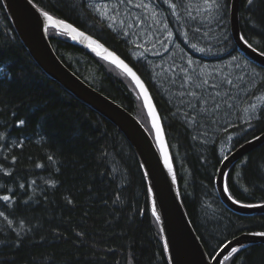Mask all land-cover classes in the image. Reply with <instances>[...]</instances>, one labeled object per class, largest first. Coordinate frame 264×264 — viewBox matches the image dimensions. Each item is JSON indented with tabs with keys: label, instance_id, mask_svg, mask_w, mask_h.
<instances>
[{
	"label": "trees",
	"instance_id": "obj_1",
	"mask_svg": "<svg viewBox=\"0 0 264 264\" xmlns=\"http://www.w3.org/2000/svg\"><path fill=\"white\" fill-rule=\"evenodd\" d=\"M30 1L112 50L143 80L162 122L183 208L209 257L235 236L264 232V214L233 213L217 197L218 144L225 142L228 130L215 134L212 126L207 142H198L187 123L194 115L181 119L156 91L146 62L132 55V44L99 17L90 1ZM220 2L221 31L227 40L214 45L215 55H237L247 61L259 75L251 84L256 92H264V66L237 50L229 31L230 0ZM239 25L243 39L264 54V0H253L252 5L240 0ZM47 35L68 70L131 113L151 133L141 100L124 74L65 34L48 28ZM262 106L247 130L238 123L233 126L234 149L264 132ZM226 186L231 198L241 204L264 203V144L230 168ZM3 196L10 199H0V213L12 222L0 217V264H168L147 185L130 144L109 121L40 70L0 1ZM225 264H264V245L240 249Z\"/></svg>",
	"mask_w": 264,
	"mask_h": 264
},
{
	"label": "rangeland",
	"instance_id": "obj_2",
	"mask_svg": "<svg viewBox=\"0 0 264 264\" xmlns=\"http://www.w3.org/2000/svg\"><path fill=\"white\" fill-rule=\"evenodd\" d=\"M88 1L132 44V55L146 62L156 91L181 119L194 115L187 123L198 142H207L212 126L215 134L236 123L245 131L247 123L257 118L264 92H256L251 81L257 82L259 75L241 57L215 55L214 45L227 40L221 31L220 0L211 6L205 0ZM234 137L227 133L225 142L218 144L219 156L228 153Z\"/></svg>",
	"mask_w": 264,
	"mask_h": 264
},
{
	"label": "water",
	"instance_id": "obj_3",
	"mask_svg": "<svg viewBox=\"0 0 264 264\" xmlns=\"http://www.w3.org/2000/svg\"><path fill=\"white\" fill-rule=\"evenodd\" d=\"M0 1L18 39L40 70L75 99L109 121L130 144L147 185L150 209L162 237L168 264H224L237 250L253 245H264V237L254 235L258 232L242 233L227 240L212 257H209L183 208L162 122L152 95L140 76L122 58L99 41L74 26L72 27L77 29V32L69 34L59 21H63L64 24L70 23L51 15L52 20L46 19L44 15L46 12L39 9L32 1ZM239 8L240 0H230L229 31L231 39L236 48L247 58L264 66V54L251 47L241 35ZM49 27L66 33L73 44L114 66L131 81L148 117L152 128V137L136 117L89 87L60 62L47 37V28ZM80 32L84 36H80L78 34ZM84 37H88V39ZM97 45H102L103 48L123 60L139 78L140 83L137 84L136 80L122 68L117 67L110 60L104 59L106 53L103 49L97 48ZM93 48H97V50L93 51ZM155 125L159 126V130ZM262 144H264V132L235 148L220 164L215 179L216 193L222 205L233 213L243 216L264 214V203L245 205L236 202L229 196L225 186V179L230 168L247 153Z\"/></svg>",
	"mask_w": 264,
	"mask_h": 264
},
{
	"label": "snow or ice",
	"instance_id": "obj_4",
	"mask_svg": "<svg viewBox=\"0 0 264 264\" xmlns=\"http://www.w3.org/2000/svg\"><path fill=\"white\" fill-rule=\"evenodd\" d=\"M165 2H167V0H165ZM215 0H205V3L208 4L209 6H211V3H214ZM248 5H252L253 4V0H247ZM139 7V5H137ZM146 6V5H145ZM172 7H175V5H172ZM46 19L48 20H52L53 18L48 15L47 13H44ZM60 24H62L64 26V28L68 31L69 34L72 33H76L77 29H75L74 27H72L71 24H64L63 21H59ZM80 36H84V34L82 32L78 33ZM85 39H88V37H84ZM73 39H75V36H73ZM93 43H95V41H93ZM97 48H101L103 49V51L106 53V55L103 57L106 60H110L113 64H115L117 67L122 68L123 71H125L128 75H130L134 80H136L137 84L140 83L139 78L136 76V74L133 72V70L128 67L127 64L124 63L123 60H121L119 57L115 56L112 52H109L108 49L103 48L102 45H97ZM97 48H93V51H96ZM99 54V53H98ZM21 124L24 123V121H20ZM157 127V130H159V126L155 125ZM21 187H23V185H21ZM0 199H3L4 201H9L10 197L8 196H3L0 197ZM71 202V201H69ZM155 214V212H154ZM0 215H3V213H0ZM254 235L256 236H260V237H264V232H258V233H254ZM235 251V250H234Z\"/></svg>",
	"mask_w": 264,
	"mask_h": 264
},
{
	"label": "flooded vegetation",
	"instance_id": "obj_5",
	"mask_svg": "<svg viewBox=\"0 0 264 264\" xmlns=\"http://www.w3.org/2000/svg\"><path fill=\"white\" fill-rule=\"evenodd\" d=\"M233 131V127L231 128V129H229L228 130V133H230V132H232ZM230 134H232V133H230ZM235 138H236V136L232 139V142H231V148L230 149H234V146L236 145V144H234L233 142H234V140H235Z\"/></svg>",
	"mask_w": 264,
	"mask_h": 264
},
{
	"label": "bare ground",
	"instance_id": "obj_6",
	"mask_svg": "<svg viewBox=\"0 0 264 264\" xmlns=\"http://www.w3.org/2000/svg\"><path fill=\"white\" fill-rule=\"evenodd\" d=\"M134 58V57H133ZM142 60V59H141ZM236 136V135H235Z\"/></svg>",
	"mask_w": 264,
	"mask_h": 264
}]
</instances>
